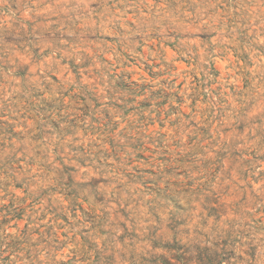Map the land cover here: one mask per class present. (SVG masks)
<instances>
[{
    "label": "clouds",
    "instance_id": "obj_1",
    "mask_svg": "<svg viewBox=\"0 0 264 264\" xmlns=\"http://www.w3.org/2000/svg\"><path fill=\"white\" fill-rule=\"evenodd\" d=\"M0 264H264V0H0Z\"/></svg>",
    "mask_w": 264,
    "mask_h": 264
}]
</instances>
